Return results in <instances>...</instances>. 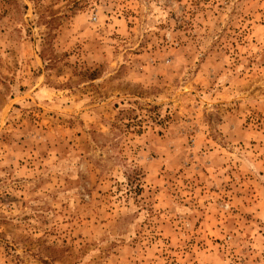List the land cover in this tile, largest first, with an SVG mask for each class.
Returning <instances> with one entry per match:
<instances>
[{
    "label": "rangeland",
    "instance_id": "1",
    "mask_svg": "<svg viewBox=\"0 0 264 264\" xmlns=\"http://www.w3.org/2000/svg\"><path fill=\"white\" fill-rule=\"evenodd\" d=\"M0 264H264V0H0Z\"/></svg>",
    "mask_w": 264,
    "mask_h": 264
}]
</instances>
